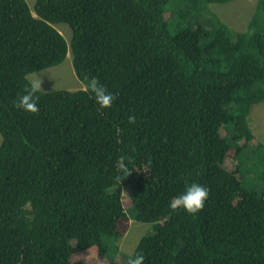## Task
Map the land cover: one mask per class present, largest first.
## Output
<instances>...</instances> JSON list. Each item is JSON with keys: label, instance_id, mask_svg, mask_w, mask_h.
Masks as SVG:
<instances>
[{"label": "trees", "instance_id": "obj_1", "mask_svg": "<svg viewBox=\"0 0 264 264\" xmlns=\"http://www.w3.org/2000/svg\"><path fill=\"white\" fill-rule=\"evenodd\" d=\"M229 1L36 0L32 11L0 0V264H84L71 256L91 247L107 264L137 254L143 264H264V144L247 118L264 100V0L244 31L207 11ZM56 23L71 28L68 42ZM68 52L85 88L97 77L112 106L84 88L44 89L35 114L14 107L27 75ZM229 149L249 161L257 190L240 179L245 160L225 166ZM120 156L134 169L125 179ZM192 183L209 191L204 208L172 211ZM128 216L152 233L118 262Z\"/></svg>", "mask_w": 264, "mask_h": 264}, {"label": "rangeland", "instance_id": "obj_2", "mask_svg": "<svg viewBox=\"0 0 264 264\" xmlns=\"http://www.w3.org/2000/svg\"><path fill=\"white\" fill-rule=\"evenodd\" d=\"M36 0H26L29 8L33 11ZM257 0H233L226 3H209L206 8L207 11L219 17L232 30L243 31L246 30L249 19L255 11V4ZM204 13V12H201ZM205 14V13H204ZM54 27L58 29L66 42L71 38V28L66 23H56ZM71 55L67 53L66 58L62 63L56 66L49 67L44 70H39L28 74V78L38 74L42 80V88L52 90L57 88H75L83 85L75 77L72 69ZM248 125L254 134L253 142H261L264 144V100L258 101L251 105L248 113ZM215 121V120H214ZM223 133V130L221 131ZM223 136V135H222ZM2 136L0 134V142ZM233 149L229 150L224 164L229 170H233L238 159L245 160V156H236L233 158ZM236 161V162H235ZM240 179L248 188L258 189L260 180L255 177L252 172L249 161L245 160L240 165ZM257 174V173H256ZM130 191L126 188L121 189L122 202L127 214L133 213L131 208V200L128 196ZM133 215V214H132ZM131 216L118 219L117 227L121 233L118 240L119 253L115 254L114 260L120 262L124 254H130L140 238L145 234L152 233V224L148 222L135 221ZM166 219L158 220L160 229H165ZM180 243V242H179ZM179 244L175 246L177 249ZM72 260L83 261L84 264H107L108 258L98 254L96 247H91L84 251H79L71 256Z\"/></svg>", "mask_w": 264, "mask_h": 264}, {"label": "clouds", "instance_id": "obj_3", "mask_svg": "<svg viewBox=\"0 0 264 264\" xmlns=\"http://www.w3.org/2000/svg\"><path fill=\"white\" fill-rule=\"evenodd\" d=\"M73 72H74L75 77L78 79V77L75 74L74 69H73ZM26 80L27 82L24 86L23 93L18 95L17 99L13 101V105L17 109L23 110L28 113L35 114L39 111L38 101L40 97L38 93H41L45 90L44 88H42V80L38 74H35L31 78H28V75H27ZM78 81L81 83L79 79ZM84 88H85V84L79 87H75V88H57V89L77 90V89H84ZM84 90L89 91L92 94L95 100V103L99 106L100 109L111 107L114 100L116 99L115 95L109 92L107 88L99 82V79L97 77L90 78L87 81V86ZM47 91L49 90L47 89ZM128 120L130 123H135L134 116H129ZM225 135L226 134L224 132L221 134L223 138ZM130 162H131V159L128 158L126 160L124 156H120L118 160L116 161L115 167L117 168L118 173L122 174L124 179L131 174L132 170H134L128 167V163ZM208 195H209V191L207 188H205L203 185L192 183L190 185L185 186L184 192H182L181 194L177 196H174L171 199L169 207L172 211L183 209L188 214L195 215L204 208L205 201ZM144 259L145 257L142 254H137L133 257H129L127 264H143Z\"/></svg>", "mask_w": 264, "mask_h": 264}, {"label": "bare ground", "instance_id": "obj_4", "mask_svg": "<svg viewBox=\"0 0 264 264\" xmlns=\"http://www.w3.org/2000/svg\"><path fill=\"white\" fill-rule=\"evenodd\" d=\"M236 209V208H235Z\"/></svg>", "mask_w": 264, "mask_h": 264}]
</instances>
